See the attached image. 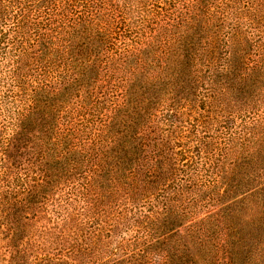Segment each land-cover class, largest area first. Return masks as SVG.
Returning <instances> with one entry per match:
<instances>
[{"label": "trees", "instance_id": "obj_1", "mask_svg": "<svg viewBox=\"0 0 264 264\" xmlns=\"http://www.w3.org/2000/svg\"><path fill=\"white\" fill-rule=\"evenodd\" d=\"M264 264V0H0V264Z\"/></svg>", "mask_w": 264, "mask_h": 264}, {"label": "rangeland", "instance_id": "obj_2", "mask_svg": "<svg viewBox=\"0 0 264 264\" xmlns=\"http://www.w3.org/2000/svg\"><path fill=\"white\" fill-rule=\"evenodd\" d=\"M221 264H227L226 259H223V261L221 262Z\"/></svg>", "mask_w": 264, "mask_h": 264}]
</instances>
